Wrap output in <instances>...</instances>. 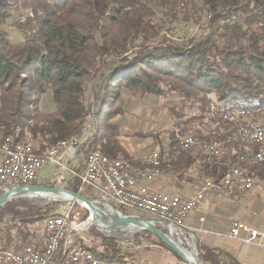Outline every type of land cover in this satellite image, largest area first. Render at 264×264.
Listing matches in <instances>:
<instances>
[{
    "label": "trees",
    "instance_id": "trees-1",
    "mask_svg": "<svg viewBox=\"0 0 264 264\" xmlns=\"http://www.w3.org/2000/svg\"><path fill=\"white\" fill-rule=\"evenodd\" d=\"M24 2L30 15L14 20ZM202 2L195 12L210 29L200 39L178 45L158 36L160 25L150 0H0V135H16L22 127L21 140L28 129L44 150L82 134L95 113L96 132L86 152L95 146L110 158L123 156L138 165L119 141L121 126L114 122L122 112L118 103L123 91L143 96L172 91L184 101L197 102L201 121L195 127L194 118L183 121L184 113L173 111L176 128L168 149L162 148V155L166 150L169 155L167 161L161 156L162 169L170 167L182 176L194 171L199 159L202 180L218 182L232 165L245 166L264 179V162L241 161L238 154L245 148L236 138L227 141L236 137L230 125L233 115L264 107V0ZM9 27L22 32L21 42H12ZM141 36L146 39L142 49L128 57V46ZM153 36L158 38L155 43L147 40ZM91 78L94 86L87 88ZM48 91L56 108L46 113L40 102ZM224 114H229L228 123ZM205 119L215 124L207 132ZM190 133L199 145L184 149L181 138ZM215 138L227 152L203 161L202 144ZM68 189L80 193L79 179ZM54 204L18 199L1 206L2 249L20 251L34 234L30 226L53 214ZM100 242L90 248L97 264H145L124 241L102 235ZM201 250L205 264H239L223 249L201 245ZM52 264L94 262H71L59 253Z\"/></svg>",
    "mask_w": 264,
    "mask_h": 264
},
{
    "label": "rangeland",
    "instance_id": "rangeland-1",
    "mask_svg": "<svg viewBox=\"0 0 264 264\" xmlns=\"http://www.w3.org/2000/svg\"><path fill=\"white\" fill-rule=\"evenodd\" d=\"M156 14L154 16L155 20L159 23L160 25V35L158 36H163L164 39L169 40L170 42H173L178 45H183L185 44L186 41H195L203 37V35L210 29L207 23H204L202 20L198 18V13L196 11V7H202L203 2L202 0H150ZM20 12H16L14 14V20H20L24 19L26 16L30 15L31 9L29 6L26 4V2L22 3V7L19 10ZM10 32V39L14 43L21 42L23 40L22 37V32L19 30L13 29L12 27L8 28ZM147 40H152L151 43H155L158 38L157 37H148ZM146 42V39H144L142 36L139 38H136L131 45L128 46L129 52L127 53L128 57L134 55L138 50H141V44ZM109 43V42H108ZM152 45V44H151ZM103 59V57H102ZM121 66L120 62L116 64V67ZM94 86V81L91 79L87 80V88H91ZM1 93L2 89L0 86V98H1ZM89 94V92H88ZM212 99L215 101V97L212 95ZM100 101V99L97 100V103ZM0 104H1V99H0ZM216 104V101L215 103ZM115 104L114 106H116ZM118 105L121 107V114L117 115L114 119L115 123L120 124L121 126V135L119 136V141L121 142V139L123 140H128L127 142L132 143L135 146V150L137 151V154L131 155L130 152L127 150L129 155L133 158L134 161L139 162L136 167L138 168H149L148 165H146L144 159L148 158L149 154L152 152V150H159L161 152V156L163 160L167 161L168 158V150L162 155V148H167L168 143H169V138H170V132L176 128L175 122L177 120L175 113L176 111L183 112L184 117L181 118L183 121H186V118H194L195 122L193 123V126L199 125V122L201 121L200 117L198 116V105L197 102L194 100H182L181 96L175 92H168L167 95H155V94H148V95H138L136 93H133L129 90H124L123 91V101L119 102ZM56 108L55 103L53 101V95L51 91H48L42 98L40 102V109L42 112H52ZM173 108L175 110H173ZM182 109V110H181ZM174 111V112H173ZM196 115L198 117H196ZM233 120L234 123H230L232 127H234L236 131V137L233 136L231 139L227 137V141L232 140V138H236L237 140H234V142L242 145L243 150L247 151L248 148L254 147L256 149V146L259 145L260 149H262V145L260 144H254V142H249L247 140L246 143L242 141V138L239 137L238 132L236 130V126L238 123L243 119V120H250L252 122H258V123H263L264 124V107H259V108H252L251 111L249 112V115L247 114L246 116L243 115H233ZM243 117V118H242ZM223 120L227 122L223 115ZM204 122V130L207 132L213 127H215V124L213 122L209 123L205 120H202ZM96 116L95 113L91 114V116L88 118L87 123H86V128L82 134L73 136V137H78L79 138V145H74L73 147L68 144L67 147L73 149L75 151L73 156H62L61 161L65 168L66 176L64 180H62V183H58L54 181V175L57 173L58 169L60 167L55 166V165H47L45 166L41 171H40V181L37 183H42V184H54V186H64L65 184L68 185L72 183L75 178H78L80 181V194L84 195L87 198H101L103 201L111 204L114 206L116 209L119 211L125 213V214H137L143 217H152L149 213L143 212L139 210L138 208H133V207H125V206H120L115 204L112 200L106 199L103 197V192L100 190H93L92 187H83V183L81 182L80 177L77 175L80 173L82 168H84L82 164V158L86 155L87 147L85 145H90L89 143L92 141L94 138L95 132H96ZM228 123V122H227ZM234 124V125H233ZM21 128L17 130L16 135H8L3 136L0 135V150H2V143L6 141V138H9V136H12V140L15 142H26V143H31L34 146V149L37 153H44L46 150H52V149H64L62 148V142L64 141H70V139L63 140L60 143H58L54 147H48L44 150L41 149V146L39 142L33 137V135L29 132L28 129H25L24 136L22 137L21 140H17L18 136L21 134ZM188 135H193L192 133ZM17 136V137H16ZM186 137V136H184ZM181 138V142L184 139ZM214 139V138H212ZM216 139V138H215ZM213 141V140H212ZM217 141V139H216ZM242 141V142H241ZM197 140L195 139V143ZM210 142V141H209ZM219 142V141H218ZM208 143V142H206ZM221 143V142H220ZM251 143V144H250ZM253 143V145H252ZM205 144V143H204ZM222 144V143H221ZM250 144V145H249ZM198 142L196 143V146H198ZM195 145L193 147H196ZM249 146V147H247ZM191 147V148H193ZM203 146H201L202 149ZM190 148V149H191ZM223 152L221 153L223 156V153H226V148L223 147ZM252 148L254 151H258ZM91 150H99V148L92 147L90 148ZM89 152V151H88ZM203 152V151H202ZM103 153V152H102ZM220 154V155H221ZM2 151H0V165H1V160H2ZM61 156L62 154L59 153ZM104 155H106L104 153ZM138 156H142L143 158H137ZM217 155V156H220ZM227 155V154H226ZM246 155V154H242ZM109 157L108 155H106ZM146 157V158H145ZM216 156L211 157L210 159L207 158L203 154V161H210L212 158ZM241 157V156H240ZM251 156L248 157V159L245 160V162H264L260 160L253 159ZM239 158V157H238ZM119 159H127L123 156L119 157ZM240 159V158H239ZM110 161H115L113 158L109 157ZM129 160V159H128ZM130 161V160H129ZM202 161V162H203ZM242 161V160H241ZM131 162V161H130ZM143 164H142V163ZM161 162V160H160ZM201 160L197 159L196 164L199 166V163ZM133 163V162H131ZM134 163L132 164L133 168ZM246 170L249 171V169L245 166H242ZM55 168V169H54ZM170 168V167H169ZM161 173L163 169L161 168ZM230 169V168H229ZM84 170V169H83ZM192 172V171H191ZM200 170H198V176H199ZM247 172V173H248ZM189 174V172H186L185 174ZM251 173V172H250ZM184 174V175H185ZM249 174V173H248ZM253 174V173H251ZM45 175V176H44ZM160 176V175H159ZM225 176V175H224ZM222 176V178H224ZM256 180V183L259 184L261 178L259 176L253 174L250 175ZM41 177H43L41 179ZM154 180V179H153ZM152 180V181H153ZM206 182L208 181H213V179H205ZM258 180V181H257ZM202 181V180H201ZM200 181V182H201ZM147 180H142L138 181L137 187L139 185H146L147 187L149 186ZM21 187V186H18ZM202 187V185H201ZM16 188V187H15ZM13 189V187H5L3 189L2 184L0 182V196L5 193L7 190ZM150 189V187H149ZM70 190V189H69ZM151 190V189H150ZM213 190H218V189H213ZM221 190V189H220ZM225 190V189H224ZM250 190V189H249ZM198 191V190H197ZM196 191V192H197ZM248 191V190H247ZM245 191V192H247ZM166 192H171V191H166ZM209 191L206 192L207 193ZM77 193V192H76ZM176 193V192H175ZM195 193V192H194ZM193 193V194H194ZM181 194V193H178ZM193 194L189 196H184L181 194L183 198H188L191 197ZM206 198V197H205ZM18 199H27L29 202L36 204V205H46V204H54V208L51 211V213H56L60 211V207H66L68 204H70V208L64 209V210H70L71 217L73 219V226H74V239L75 243L83 245L86 249H89L92 251L90 248L98 245L101 243V236L105 235L108 237H114L107 235L98 225L94 223V221L91 219L92 212L90 209H88L85 205L79 204L74 201H53L45 198H41L38 196H27V197H22V198H17L14 200ZM12 200V201H14ZM11 202V201H9ZM8 202V203H9ZM7 204V203H6ZM4 204V205H6ZM3 205V206H4ZM1 207V206H0ZM126 209V210H124ZM50 213V214H51ZM106 221L109 223L113 222V217L111 216H103ZM153 218V217H152ZM238 220V219H237ZM46 221H39L35 224H33L31 229L34 231V234L31 235L29 241L25 242L22 244V249L20 251H15L11 249H2V245L0 244V251H8V252H14V253H19L22 252L29 244H36L38 245L40 249L44 248L45 244L47 243V240H49V232L46 226ZM112 224V223H111ZM161 227V226H160ZM163 230H165L167 233H169V230L161 227ZM185 229V228H184ZM186 229H188L186 227ZM147 232V231H146ZM144 230L139 229L133 234H129L123 238L120 237H115L121 241H124L125 245L131 246V249L137 253V255L140 257L142 262L145 264H182L183 262L186 263L183 259V262L180 261L175 252H172L168 249H166L164 246L160 244L158 238L155 236L151 235L150 233L147 234ZM191 232V231H190ZM12 234H15L14 231H12ZM193 238H195L196 246L198 249V254L200 260L205 264L203 261L201 254V244L200 240L197 238L196 235H190L188 234V239L183 238V244L184 246L190 250L191 245L188 240L193 241ZM20 242V241H19ZM18 242V243H19ZM253 243V242H251ZM259 243V242H258ZM262 244V243H259ZM93 252V251H92ZM62 253L66 256L68 260V255L63 252L62 249L59 250V252L55 253L53 256V259L51 260L50 264L54 261V258L57 254ZM181 259V258H180ZM71 261V260H70ZM74 262V261H73ZM187 264V263H186Z\"/></svg>",
    "mask_w": 264,
    "mask_h": 264
},
{
    "label": "built area",
    "instance_id": "built-area-1",
    "mask_svg": "<svg viewBox=\"0 0 264 264\" xmlns=\"http://www.w3.org/2000/svg\"><path fill=\"white\" fill-rule=\"evenodd\" d=\"M228 121L229 114H224ZM241 138L253 136L260 138V133H264V124L245 125L240 124ZM194 135L184 137V149H190V144H195ZM79 145V139L64 145V149L48 152L47 155H37L34 146L30 143L27 148H19L18 142L14 145H4L13 148V156H2L0 165V182L3 189L5 187H18L35 184L40 179V171L47 165L60 167L54 175V181L62 183L66 179L65 166L61 161L62 156H73L75 151L68 146ZM214 147H212L213 154ZM62 154L61 156L59 155ZM264 151L247 150L240 154L262 155ZM204 154V151H203ZM148 157H154L161 160V152L152 150ZM84 168L77 174L83 187H92L93 190L102 191L103 197L112 200L115 204L125 207L138 208L149 213L155 220L161 224L158 226L167 229L165 224H173L179 228L186 229V219L190 213L205 199L207 191L220 189L221 183H228L229 191H236L241 185H250V189L258 184L253 182L247 174H243L239 167L230 168L225 172V178L218 182H202V187L191 197L183 198L181 194L166 191H152L149 186L139 185L138 181H152L158 177L161 172H152L140 174L136 170L121 169L116 164H108L99 159L95 151H89L81 159ZM55 169V168H54ZM84 169V170H83ZM66 172V173H65ZM70 204L66 207H60V211L51 214L46 219V226L49 232V240L44 248L40 249L36 244H29L22 252H1L0 264H50L55 253L63 250L69 257H80L82 254L93 253L83 245L75 243L74 226L70 210ZM242 232L247 236L242 238ZM233 238H241L245 242L263 243L264 231L253 228L249 224L234 220L229 232Z\"/></svg>",
    "mask_w": 264,
    "mask_h": 264
},
{
    "label": "crops",
    "instance_id": "crops-1",
    "mask_svg": "<svg viewBox=\"0 0 264 264\" xmlns=\"http://www.w3.org/2000/svg\"><path fill=\"white\" fill-rule=\"evenodd\" d=\"M127 141L121 139L131 155L137 154L135 146ZM142 156L137 155V158ZM198 170L197 166L189 174L179 176L167 167L160 176L147 183L152 191L168 190L189 196L201 188L202 178H199ZM237 219L264 231V179H260V183L247 192L210 190L187 217L185 224L201 245L230 252L239 264H264V240L262 244L248 243L230 236L232 223ZM245 236L247 233L242 232V238Z\"/></svg>",
    "mask_w": 264,
    "mask_h": 264
},
{
    "label": "bare ground",
    "instance_id": "bare-ground-1",
    "mask_svg": "<svg viewBox=\"0 0 264 264\" xmlns=\"http://www.w3.org/2000/svg\"><path fill=\"white\" fill-rule=\"evenodd\" d=\"M249 112H250V110H243L242 109L241 111H238L237 113L239 115H241V116H243V115L246 116L247 114L249 115ZM243 119L238 123V125H235L239 137H241V133H240V130L237 129V128H240V124L260 125V123H258V122H252L250 120H243ZM10 137L12 138V136H9V138H6V145H14V141ZM76 139H79V138L78 137H73L68 142L67 141L62 142V147H64V145L67 144V143L74 142V140H76ZM244 140H247L249 142L250 141L254 142V144L258 143V144L262 145L263 148L258 150V151H264V133H260V138H256V137H253V136H246V137H244V139L242 138V141H244ZM182 142H184V139L182 140ZM244 142L246 143V141H244ZM196 143L195 144H190V148L193 147L194 145L196 146ZM2 145H3L2 146V150H0L3 153L2 156H13V148L6 147L3 143H2ZM29 145H30V143L19 142L18 141V147L19 148H27ZM252 145H253V143H252ZM182 146L184 148V144H182ZM202 146H203L202 147V151H204V155L207 158H209V159L211 157H213V156L220 155L223 152L222 144H220L216 140L208 142V143H205V144H202ZM212 147H214L213 154H212ZM247 147H249V146H247ZM252 148H254V147H251L250 150H253ZM55 150L56 149L46 150V152H44V153H37L35 151V153L37 155H47L48 152H52V151H55ZM248 150H249V148H248ZM255 150H257V149H255ZM92 151H95L96 154H98L99 159H102V160L106 161L108 164H116L121 169L136 170L140 174H148L149 170H151L152 172H161V169H160L161 162H160V160L155 159L154 157H148V158L143 160V161H145L146 165H148L149 168H146V169L145 168H141V167L137 168L136 165H134V167H136V169H135L132 166L133 163H131L128 159H117V160L113 159L115 161H110L109 157L104 155V153H102V151H99V150H92ZM249 156H251L253 159L264 161V153L262 155H255V154L241 155L240 159L244 162L246 159H248ZM236 167H239V170L242 171L243 174H247L249 179H251L253 182L256 183V180H255L256 178L254 179L253 177H251L250 176L251 173L248 174L247 173L248 171L245 168H243L242 166H240V165H232L230 168H236ZM224 178H225V176H224ZM208 182H213V181H208ZM220 189L229 190L228 183H221L220 184ZM249 189H250V185H241L240 187H238L236 192H245V191H247ZM35 195L38 196V197H41V198H45V199H49L50 198V196L47 193H45V192L37 193ZM99 208L100 207H98L97 209H94L95 214L91 217V219L107 235L123 238V237H125V236H127L129 234L135 233L136 231H138L140 229V226L138 225V223L136 221H132V222L125 221V222H122L121 220L116 219L115 217H113L114 219H113V222H111L112 224L109 223L108 221H106L104 219L103 215L99 211ZM152 222L154 224H156L157 226L159 224H161V222L159 220H152ZM165 225H166L167 229L169 230V234H170L171 237L175 238L176 240H181V239L183 240V238L184 239H188V233L183 228L176 227L173 224H165ZM188 241H189V243L191 245V249L189 250V253H190L191 257L196 262L199 263L198 249H197V246H196V242L197 241H195V238H193V241H191V242H190V240H188ZM1 252H8V251H1ZM69 259L71 260V262L72 261L77 262V261H81L82 260V261H89V262L91 261V262H94V264L98 263L97 259L95 258V255L93 253L82 254V255H80V257H69Z\"/></svg>",
    "mask_w": 264,
    "mask_h": 264
},
{
    "label": "water",
    "instance_id": "water-1",
    "mask_svg": "<svg viewBox=\"0 0 264 264\" xmlns=\"http://www.w3.org/2000/svg\"><path fill=\"white\" fill-rule=\"evenodd\" d=\"M47 193L50 198L49 200L53 201H74L79 204L85 205L92 215L95 214L94 209L99 208L100 213L103 216H111L116 219L125 221H136L140 226L141 230L147 231L151 235L155 236L159 240L165 242L176 254L178 257L183 259L187 264H204L199 258V263L196 262L190 255L189 250L184 246L182 240H176L171 237L169 233L163 230L160 226H157L152 222L155 218L152 217H143L137 214H125L118 209H116L111 204L103 201L101 198H87L80 193H76L67 188V185L64 186H51L42 183H35L27 186L16 187L10 190H7L0 196V206L8 203L17 198L27 197V196H36L37 193ZM188 234L193 235L187 229ZM116 237V236H114ZM199 255V254H198ZM219 264H228V263H219Z\"/></svg>",
    "mask_w": 264,
    "mask_h": 264
}]
</instances>
